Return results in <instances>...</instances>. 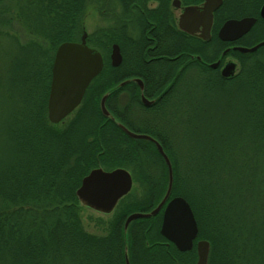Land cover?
<instances>
[{"label": "trees", "instance_id": "obj_1", "mask_svg": "<svg viewBox=\"0 0 264 264\" xmlns=\"http://www.w3.org/2000/svg\"><path fill=\"white\" fill-rule=\"evenodd\" d=\"M84 9L82 0H0V38H10L12 33L6 27L12 28L16 22L27 36L34 37L25 44L13 37L20 53L12 59L9 53L6 71L0 75L3 82L9 83L3 90L0 88L4 95L0 100V264H126V252L130 264H195V246L180 251L161 234L164 208L154 216L131 221L125 230L131 213L150 212L159 204L169 178L167 165L153 142L131 138L101 112L102 96L132 76L121 68L127 65L128 57L124 56L119 67L111 65L110 46L106 47L112 42L111 33L107 32L100 44L94 34L87 40L102 52L104 68L87 88L73 117L57 124L48 118L55 53L61 43L80 39ZM166 75L162 71L155 73L162 83L168 81ZM176 79L183 82L181 89L173 88L179 94H170L168 104L159 107L161 110L151 108L152 118L130 117L134 108L146 114V108L139 104V94H132L134 89L139 91L134 84L112 91L106 105L129 129L149 134L162 144L173 168L170 198L184 197L193 209L198 238L212 240L208 264H225L229 256L226 211H231L232 227L234 222L241 227L238 211L244 172L239 151L245 140L255 137L235 133L226 138L221 132L224 125L244 130L256 128L257 122L236 116L240 123L229 125L222 117H212L209 88L200 87L194 94V80L186 69ZM233 84L220 95H247ZM121 93L124 96L119 97L122 103L117 108L114 103ZM36 94L42 100L39 107ZM16 95L19 97L13 99ZM194 98L199 100L194 102ZM181 108V118L176 117ZM97 167L127 168L144 188L141 198L121 210L115 209L103 234L86 231L82 204L76 196L82 179ZM185 182L193 186L198 183L200 191L212 196V203H202L198 208L194 191ZM212 218L214 232L208 234L206 226Z\"/></svg>", "mask_w": 264, "mask_h": 264}, {"label": "flooded vegetation", "instance_id": "obj_2", "mask_svg": "<svg viewBox=\"0 0 264 264\" xmlns=\"http://www.w3.org/2000/svg\"><path fill=\"white\" fill-rule=\"evenodd\" d=\"M82 1L85 21L86 10L87 7L90 8L91 0ZM95 2L94 8L98 12L100 24L94 30L93 37L100 44L102 39L108 36L106 33H111L112 42L106 46H110L109 57L113 45L117 44L122 54V62L124 56L128 57L127 65L121 68L132 74L118 85L130 80L128 83L134 84L139 90L134 89L133 96L139 94V104L146 108L144 109L146 114L140 109L138 111L132 109L130 117L134 119L139 115L149 117L145 115L151 114L150 111L154 110L151 108L155 107L161 110L159 107L168 104L166 99L168 96L170 98V94L174 93L176 96L179 94V90L178 92L173 90L176 86L177 89H181L183 82L176 78L186 69L190 71L194 80V94H198L200 87H208L211 91L212 95L207 99L209 103L211 101V108L212 106L215 108L212 117L225 119L234 115L243 116L250 122H257L256 128L244 130V136L250 135L255 138L245 140L239 151L240 166L244 175L241 179L238 216L241 224L240 238L244 236L242 234L244 213H241L243 207L251 218L246 229L247 237L244 236L243 240L252 241L246 243L249 248L246 246L242 264H248L251 255L249 249L254 246L256 254L262 253L263 259L264 164L262 165L261 162L264 158L262 154L264 151V96H262L264 94V0H95ZM103 23L109 24L110 27L101 26ZM84 32L87 33L86 40H88L91 34L87 32L85 22L80 39ZM121 64L114 67H119ZM161 71L168 74L165 76L167 82H159L155 76V73ZM172 72L175 73L174 76ZM226 72L229 75H226ZM137 78L142 80L143 86L136 81ZM232 83L247 95L238 98L220 95L224 94V90L231 87ZM123 94L118 95V103L121 102L119 97ZM142 95L153 102L146 105L142 101ZM197 100L199 99L194 98V102ZM181 110L182 108L179 109L176 117L181 118ZM154 117L157 115L155 114ZM161 117H165L164 114ZM256 184L259 190L256 203H259L260 207L256 212L249 213L253 208H247L246 191L250 187L254 190ZM250 205L255 207V202ZM211 213L212 217H215L214 209ZM225 215H227L224 225L225 243L229 253L227 258L232 261L231 234L237 227L236 222L233 223V227L230 224L231 211H226ZM213 221L214 218L211 221L212 231ZM252 221L259 223L258 228L251 224ZM200 240L207 239L198 238L197 234L194 240L195 248ZM207 241L210 244V255L212 240ZM241 243L245 247L244 242Z\"/></svg>", "mask_w": 264, "mask_h": 264}, {"label": "water", "instance_id": "obj_3", "mask_svg": "<svg viewBox=\"0 0 264 264\" xmlns=\"http://www.w3.org/2000/svg\"><path fill=\"white\" fill-rule=\"evenodd\" d=\"M87 33L84 32L80 41L61 43L55 53L52 66V81L48 98V118L52 123L64 121L78 108L91 82L102 72L104 60L102 53L87 44ZM111 64L118 66L122 62L119 46L113 45ZM226 75H229L226 72ZM140 83L142 80L137 78ZM130 80L121 82L114 89L106 92L100 101L102 114L112 120L126 134L134 139L151 141L157 147L168 168V187L160 203L150 212H133L125 221V230L131 221L156 215L164 207L161 234L173 242L180 251L191 250L198 234V225L189 202L182 196L170 199L173 186V168L171 161L162 144L153 136L129 129L120 122L108 109L106 101L110 93ZM142 101L149 105L153 102L142 95ZM134 186L131 172L126 168L105 170L102 167L92 169L83 179L76 190V196L82 206L101 214H111L126 197ZM197 261L195 264H208L210 244L200 240L196 246ZM127 251V248H126ZM126 264H130L126 252Z\"/></svg>", "mask_w": 264, "mask_h": 264}, {"label": "rangeland", "instance_id": "obj_4", "mask_svg": "<svg viewBox=\"0 0 264 264\" xmlns=\"http://www.w3.org/2000/svg\"><path fill=\"white\" fill-rule=\"evenodd\" d=\"M6 2H7V0H6ZM90 4H91L90 8L87 7V10H86L87 14H86V17H85V28H86L88 33L93 34L94 30H96V28H97L98 24H100V22L98 21V15H97L98 12L94 8V6L96 4L95 0H91ZM101 26L110 27L109 24H104V23ZM12 28L6 27V29L10 33H12V35H10V38H9V36H6V35L5 36H1V38H0V75L4 72V70L6 71V68H5L6 61L9 60L10 57H11L10 59H12L13 58L12 56L20 53L18 51L19 47L16 46V42H18V41H16L14 38L15 37L18 38V40H19L18 43H20V44H25V43L28 42L29 39L34 38V37H31V36H27V33L25 32L23 26L21 24H18L17 22L15 23V25ZM78 36L79 35H77V38H78ZM36 39H37V37H36ZM9 53H10V57H9ZM0 82H1L0 83L1 90H3L5 87H7L9 85V83L3 82V80H1V76H0ZM42 93H43V90H42ZM42 93H41V95H42ZM1 95H2V97H4L2 91H0V98H1ZM18 97L19 96L16 95L13 99H17ZM0 100L3 101L2 98ZM35 100H36V102L38 104V107H39L42 100H41V98L37 99V94H36ZM120 105L121 104L118 103V101H117V103H114V106L117 107V108H119ZM21 106H23V103L21 104ZM211 109L214 110L215 109L214 106H212ZM214 112L215 111H212L211 113L213 114ZM233 112H234V110H233ZM74 114L71 113L68 117H66L65 121L63 123H66L69 119H71ZM147 116L152 118L151 114H148ZM214 117L217 118L218 116H214ZM235 118H236V116L233 115V116H231L229 118H225V119L222 118V119L223 120H227L226 124L237 125L240 122L237 121ZM222 119L219 118L217 120L223 122ZM252 120H254V119H252ZM131 130H133V129H131ZM244 130L238 129V128L237 129H231V128H228V127L226 128L225 125H224L223 130L221 132V136L229 138V137L232 136V134H235V133L244 134L245 135ZM214 139H216V138L214 137V138L207 139V140L208 141L209 140L212 141ZM262 154H264V151L262 152ZM261 163H262V165L264 164V158H262V162ZM185 183H186V185L189 186L191 191L192 190L194 191V197L193 196L192 197L195 200V202L197 203L198 208H200L202 203H212V201H211V197L212 196L209 197V194H206V193H203V191H200V189H198L199 186H200L198 183H195L194 184L195 186H193L192 184H190L188 182H185ZM197 189H198V192H197ZM223 190L226 193V189H223ZM143 191H144V188L140 184V182H138L137 180H134V186L132 188V191L127 196V198L124 199L126 201H122L124 203L121 202L120 205L118 204L117 208L121 210V208L124 205H126L127 203L131 202L132 200L141 198L142 195H143ZM258 192H259V190H258V185L257 184L255 185V189L254 190H252L251 187H250V189H248L246 191V193H247V195H246L247 208H253L252 210H250L249 213H251L252 211L256 212L259 209V207H260V204L256 203L257 198H259L258 197ZM263 194H264V192H263ZM263 194H262V197L264 196ZM170 196H171V194H170ZM252 202H255V207L250 205ZM244 203H245V201H244ZM117 208H116V210H117ZM80 212H81V218L83 220L84 228L86 229V231H88L90 233H94V234H103L105 232V230H106L105 227L107 226V223L114 217V215L116 213V211L114 210L111 214H101V213H98V212H96L94 210H91L90 208H87V207H84V206L81 207V211ZM241 213H244L242 215L244 217V220L242 222V227H243L244 231L246 232V233H244V231L242 229V234L245 237H247L246 229H247V227H248V225L250 223L251 218H250L248 212H246V208L245 207H243V209L241 210ZM230 220H231V218H230ZM238 223H239V221H238ZM230 224H231V222H230ZM251 224H254V226L257 227V228L259 226L258 222L255 223V222L252 221ZM206 227H207V230H208V234H210V233L212 234V232H213L212 228H211L212 227V223H210V221H208ZM240 235L241 234H240L239 228H236L235 232L233 234H231L230 249H231V256L234 259L232 261H230V259L226 258L225 264H242L243 256L245 255V252H246V246H247V248H249V245L248 244L246 245V243L248 241H252V240H248V239L243 240L244 236H242L240 238ZM210 237H213V236L210 235ZM241 242H244L245 247L242 245ZM238 246H239V248H238ZM249 251H250L251 255H250L248 264H264V258L262 259V253L260 254V252H257V254H256L255 246H254V248L249 249ZM238 253L240 254L241 258H238Z\"/></svg>", "mask_w": 264, "mask_h": 264}]
</instances>
